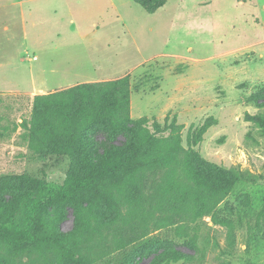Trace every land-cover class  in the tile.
<instances>
[{
    "label": "rangeland",
    "instance_id": "rangeland-1",
    "mask_svg": "<svg viewBox=\"0 0 264 264\" xmlns=\"http://www.w3.org/2000/svg\"><path fill=\"white\" fill-rule=\"evenodd\" d=\"M19 1L0 0V91L45 94L129 76L131 119L146 124L120 134L111 126L89 130L84 153L94 161L174 124L168 134L185 149L182 174L212 172L208 162L255 176L237 181L212 213L153 229L94 264H264V127L248 117L264 113V97L254 99L264 89V0H168L153 13L135 0ZM32 73L42 87L31 88ZM3 127L7 195L26 173L63 182L81 171L78 154L37 153L21 127ZM73 226L68 208L60 227ZM106 235L114 239L107 228L94 239Z\"/></svg>",
    "mask_w": 264,
    "mask_h": 264
},
{
    "label": "trees",
    "instance_id": "trees-1",
    "mask_svg": "<svg viewBox=\"0 0 264 264\" xmlns=\"http://www.w3.org/2000/svg\"><path fill=\"white\" fill-rule=\"evenodd\" d=\"M135 1L153 13L168 0ZM254 97L258 102L264 89ZM130 108L128 75L45 94L0 91L3 130L21 127L37 153L78 154L81 166L63 182L26 173L12 195L0 185V264H94L153 229L212 213L237 181L255 180L241 170L208 162L212 172L182 174L185 149L174 131L168 134L174 124L158 133H141L133 145H114L98 161L85 154L87 133L93 128L111 126L119 134L130 124L143 129L146 121H133ZM248 117L264 127L263 112ZM68 208L74 212V226L63 231L60 224ZM105 208L111 212L109 219ZM104 228L114 239L106 235L95 241V230L103 235Z\"/></svg>",
    "mask_w": 264,
    "mask_h": 264
},
{
    "label": "crops",
    "instance_id": "crops-1",
    "mask_svg": "<svg viewBox=\"0 0 264 264\" xmlns=\"http://www.w3.org/2000/svg\"><path fill=\"white\" fill-rule=\"evenodd\" d=\"M23 2V0H21V1H19V3H22ZM36 10H37V8H36ZM42 10H43V7H41V6H39L38 7V12L39 13H35L37 16H36V18L39 20L40 18H39V16H40V13L42 12ZM34 24V23H33ZM35 41H37L38 42V39H36V40H34L33 39V43H35ZM42 42V41H41ZM40 74V73H39ZM31 77H32V82H31V88H35V87H42V86H39V85H36L35 83H34V81H33V79H35V77H36V73H32V75H31ZM30 88V87H29ZM30 88V89H31Z\"/></svg>",
    "mask_w": 264,
    "mask_h": 264
}]
</instances>
